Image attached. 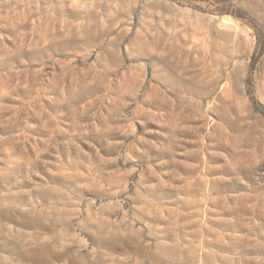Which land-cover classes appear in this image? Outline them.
<instances>
[{"label": "rangeland", "instance_id": "rangeland-1", "mask_svg": "<svg viewBox=\"0 0 264 264\" xmlns=\"http://www.w3.org/2000/svg\"><path fill=\"white\" fill-rule=\"evenodd\" d=\"M0 264H264V0H0Z\"/></svg>", "mask_w": 264, "mask_h": 264}]
</instances>
